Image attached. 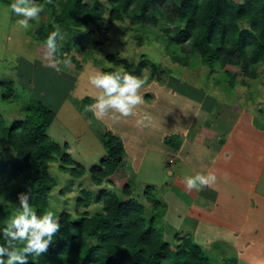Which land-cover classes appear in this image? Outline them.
Segmentation results:
<instances>
[{"label":"rangeland","instance_id":"rangeland-1","mask_svg":"<svg viewBox=\"0 0 264 264\" xmlns=\"http://www.w3.org/2000/svg\"><path fill=\"white\" fill-rule=\"evenodd\" d=\"M100 1L105 15L99 26L90 23L75 28L70 21L59 27L53 25L52 32L59 28L65 38L61 54L57 53L61 62L52 67L45 59L46 48L37 45L29 35L52 25L53 15L62 9L60 1L38 0L43 11L25 27L19 22L24 17L11 9L16 0H0V70L15 80L22 94L55 111L56 119L48 137L68 147L73 160L85 167L82 172V167L63 166L59 160L50 164V173L57 182L49 197L56 204L55 217L59 218L61 213L74 219L102 214L105 211L102 194L118 193L128 184L137 188L136 199L145 206L147 216L152 217L156 213L143 199L142 190L145 185L153 186L163 205L159 226L165 240L173 241L177 233L191 235L209 252L219 242L228 243L238 253L239 264H264V156H255L264 154V64L227 65L209 75L191 44L170 47L169 39L179 25L177 19L163 22L156 16V22H135L136 26L130 20L110 22L108 0ZM86 3L94 5L97 0ZM172 7L166 6V16L171 15ZM142 55L160 64L157 71L145 66L139 76L144 81L139 89L143 103L136 106L132 116L116 120L113 116L119 114L110 111L97 119L88 105L82 104L84 98L94 99L97 94L90 77L97 71H118L121 66L127 71L128 65L138 63ZM69 58L71 64L65 66L63 61ZM227 72L237 75L230 93H225L216 82L217 78L226 82ZM146 114L152 117L151 121L145 122L147 126H138L136 121ZM1 115L12 121L19 117L17 110L11 112L8 108H3ZM189 129L194 131L188 132ZM107 132L122 138L128 163L97 186L89 170L105 155L100 137ZM183 132H188V142L198 140V132L204 134L201 138L206 140L194 144L214 145L223 143L224 138L225 143H250L259 150L241 153L247 160L253 157V162L258 163L257 170L252 169L250 175L244 176L245 180L250 177V187L259 195L252 210L256 215L254 224L245 221L246 211L239 210L238 200L216 199L215 205L208 209L206 200L199 199V194L206 196L207 190L186 188L184 178L194 173L176 158L175 148L166 145L168 139L173 140V136ZM183 142H177V146ZM14 156L12 150L0 149V162ZM4 205L0 202L1 207ZM209 222L216 225L214 230L208 228ZM225 227L233 231L223 232Z\"/></svg>","mask_w":264,"mask_h":264},{"label":"trees","instance_id":"trees-1","mask_svg":"<svg viewBox=\"0 0 264 264\" xmlns=\"http://www.w3.org/2000/svg\"><path fill=\"white\" fill-rule=\"evenodd\" d=\"M58 1L62 9L53 15L52 25L29 35L39 46H44L53 25L59 27L70 21L76 28L103 23L105 11L100 0L94 5L87 4V0ZM168 4L173 5L170 16L165 13ZM108 6L110 22L130 20L136 26L135 22H156V16L163 22L177 19L179 25L169 39L170 47L191 44L209 75L227 65L264 64V0H108ZM159 65L142 55L138 63L128 65L127 72L139 77L145 66L157 71ZM8 76L5 70H0V149H10L15 156L0 162V202L5 203L0 206V229L7 227L10 218L17 214L21 193L30 195V204L37 215L49 210V197L57 186L50 173L51 163L59 160L63 166L82 167L85 172V167L79 166L67 152L68 147L58 145L47 135L56 119L55 111L22 94L15 80ZM226 77V82L220 78L216 82L225 93H230L237 75L227 72ZM93 103L95 99L89 97L82 100L83 106ZM3 108L17 110L19 117L15 121L8 119L1 115ZM182 141V136H173L166 145L179 149L177 142ZM100 143L105 155L89 170L97 186L128 163L120 136L107 132L100 137ZM136 189L128 184L118 193L104 192L102 214L74 219L61 213L60 230L47 252L28 255V264H239L238 253L228 243L219 242L209 252L191 235L177 233L173 241L165 240L159 226L163 205L154 194L155 188L145 185L142 190L143 199L156 213L152 217L147 216L145 206L136 199ZM89 205L85 203L86 207ZM0 246L8 247L2 235ZM23 246L22 242L12 245L17 249Z\"/></svg>","mask_w":264,"mask_h":264},{"label":"clouds","instance_id":"clouds-1","mask_svg":"<svg viewBox=\"0 0 264 264\" xmlns=\"http://www.w3.org/2000/svg\"><path fill=\"white\" fill-rule=\"evenodd\" d=\"M14 13L22 15L24 18L19 22L27 27L29 21L37 19L43 11L38 0H16L11 5ZM65 36L64 33L56 28L51 32L44 42L46 48L45 59L50 62L49 66L55 67L61 61L57 58V53L61 47ZM65 66L71 64V59L64 60ZM90 84L97 90L95 103L88 106L89 111H93L97 119L108 115L110 111L118 113L113 119L119 120L121 117L134 115L136 106L143 103V98L139 95V89L144 81L124 70L114 72L97 71L89 79ZM152 117L148 114L139 118L136 123L138 126H147L146 121L150 122ZM226 159H230L229 154ZM217 182V176L209 172L207 175L195 174L186 176L184 184L188 190L201 191L206 186H212ZM31 197L27 193L19 195V207L17 214L10 218L7 227L0 229V235L6 241L8 247L0 246V264H28V255L39 256L47 252L55 234L60 230L58 218L54 215L56 204L49 201V210L37 215L30 204ZM15 242L24 244L22 249L12 247ZM8 259L5 260L4 257Z\"/></svg>","mask_w":264,"mask_h":264},{"label":"crops","instance_id":"crops-1","mask_svg":"<svg viewBox=\"0 0 264 264\" xmlns=\"http://www.w3.org/2000/svg\"><path fill=\"white\" fill-rule=\"evenodd\" d=\"M193 131L194 130L189 129L188 132ZM188 132L180 133L183 135L180 136L183 137L184 142L181 144L179 149H173V153H175L176 158L178 160H181V162H183L184 165L189 168L192 173H194V175L197 173L207 175L209 172H212L217 176V182L212 186L204 187L203 189L207 190V194L206 196H202L203 194H199V199L206 200L207 205L205 204V207L208 209H211L210 206L215 205L214 200L216 199L219 200L226 197L229 199H234L235 201L238 200L237 205L239 210L246 211L245 221L252 222L254 224L256 221L254 217H256V215L253 214L252 210L254 204L256 205V201L257 198H259V195H257L256 191H253L250 187V177L249 180H245L244 176L247 177V174L250 175L249 173H251L252 169L257 170L256 167L258 166V163H254V158L251 156V158L247 160L248 157L246 155H241V153L249 152L250 154L253 151L258 153L259 150L250 143L243 145L235 144L231 141L225 143L224 141H226V139L224 138H222V140H224L223 143L221 142L214 145L194 144L192 142L196 141L199 143V141L203 140L201 136H204V134L201 133V135L198 132L196 137L199 136V139L196 140L194 138L192 142H188ZM205 140L206 139H204L203 141ZM169 150L171 151V149ZM229 154L231 155V158L226 159L225 157H227ZM255 156L262 157L264 156V154H258ZM243 158L244 160L242 161ZM231 168L233 169L231 170ZM247 169H249V172L247 171ZM228 191L232 194H229ZM223 193H227L228 195L225 196ZM208 224L209 229H215L216 225L214 223L209 222ZM226 229L228 231L232 230L229 229V227H225V229H223V232H226ZM228 238L230 237L228 236Z\"/></svg>","mask_w":264,"mask_h":264}]
</instances>
